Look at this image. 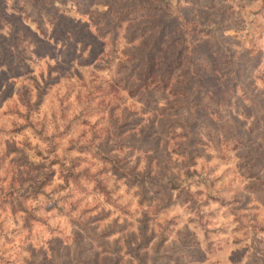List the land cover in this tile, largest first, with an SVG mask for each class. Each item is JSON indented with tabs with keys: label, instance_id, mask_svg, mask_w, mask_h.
<instances>
[{
	"label": "rangeland",
	"instance_id": "rangeland-1",
	"mask_svg": "<svg viewBox=\"0 0 264 264\" xmlns=\"http://www.w3.org/2000/svg\"><path fill=\"white\" fill-rule=\"evenodd\" d=\"M0 264H264V0H0Z\"/></svg>",
	"mask_w": 264,
	"mask_h": 264
},
{
	"label": "trees",
	"instance_id": "trees-1",
	"mask_svg": "<svg viewBox=\"0 0 264 264\" xmlns=\"http://www.w3.org/2000/svg\"><path fill=\"white\" fill-rule=\"evenodd\" d=\"M163 1V0H162ZM164 11V9H159L158 11H156V13H160ZM159 38H157L155 41V43L153 44L152 48L149 51V62L150 65L148 68H146L144 70L143 73V79L145 81H151V84L153 85L154 88H156V90H166V89H171V90H175V88H177L178 86L173 88V85L171 87L172 84V79H173V73L174 71V66H178L177 60L176 59H163L160 58L159 61H154V55L156 53V48L158 46V42L161 40V38L163 36H161V34L158 35ZM156 47V48H155ZM154 57V58H153ZM158 62H160L159 64H157ZM157 68H159V71L157 70ZM155 71L159 72V75H154ZM180 83V82H179ZM169 104H173L172 107H170V113H173L180 109V108H184V105L181 104H177L176 103H169ZM211 114H213V112H210ZM205 134L206 136H208L210 138L211 141L215 142L216 144H218L217 142V134L216 131H214L213 129H210L207 125H205Z\"/></svg>",
	"mask_w": 264,
	"mask_h": 264
}]
</instances>
